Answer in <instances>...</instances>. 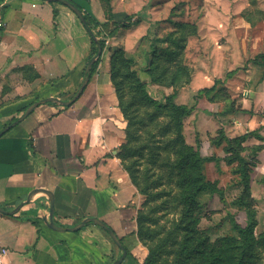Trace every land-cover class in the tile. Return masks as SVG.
<instances>
[{
    "label": "crops",
    "instance_id": "0c3cea01",
    "mask_svg": "<svg viewBox=\"0 0 264 264\" xmlns=\"http://www.w3.org/2000/svg\"><path fill=\"white\" fill-rule=\"evenodd\" d=\"M170 5L169 0L111 1L115 21L126 25L108 37L101 62L82 96L70 107L49 104L38 107L0 139L1 208L13 212L35 190H47L55 197L57 226L70 228L87 218H99L127 249L122 264L145 262L148 251L136 234V219L144 199L117 156L126 140L127 124L111 82V58L122 49L137 64H143L141 69L149 64L151 49L144 42L154 44V29L165 26L171 18ZM0 6L6 21L0 30L4 99L11 100L13 94L28 90L27 93L39 95V100L50 97L71 100L83 83L91 57V36L79 18L66 6L43 0H0ZM106 6L102 0H89L88 10L100 24L108 21ZM174 13V21L187 22L180 19L181 11ZM210 15L208 12L195 23L201 39L189 42L199 47V52L191 65L192 81L181 89L178 98L211 88L216 80L244 79L240 93L243 97L237 107L228 109L233 120L224 125L229 139L249 134L244 146L262 148L255 151L259 161L255 162L250 183L259 221L264 218V69L251 63L247 71L239 70L252 52L247 46L242 48L247 38L242 40L238 32H248L251 24L243 18L235 23L230 17L224 22ZM127 16H132L131 21H127ZM219 29L226 31L227 42L223 45L214 39L213 34ZM263 37L249 38L253 49L264 45ZM219 54H222L220 63ZM141 69L138 70L141 80L148 88L159 90L157 95L173 93V89L151 84L145 78L148 76L145 68L143 73ZM35 75L39 78L35 79ZM34 102L36 98L25 105L20 102L0 109V132ZM194 113L189 118L196 117ZM201 113L205 114L202 110ZM211 114L215 118L220 116L215 109ZM197 125L200 127V122ZM198 132L202 156H207L204 151L209 147L210 155L219 160L206 164L212 175L208 179L218 181L225 194L220 178L237 164L225 162L224 141L212 144L201 129ZM232 188L242 190L237 184ZM49 212L50 200L40 193L17 214L0 213V246L7 250L5 264H113L122 256L111 237L96 225L90 224L78 232L49 228Z\"/></svg>",
    "mask_w": 264,
    "mask_h": 264
},
{
    "label": "trees",
    "instance_id": "16d2710c",
    "mask_svg": "<svg viewBox=\"0 0 264 264\" xmlns=\"http://www.w3.org/2000/svg\"><path fill=\"white\" fill-rule=\"evenodd\" d=\"M83 1L81 3L79 0H72L84 13L88 28L95 37H91V60L97 54L98 43H101L104 49L108 37L125 27L126 24H119L115 21L111 7L112 0H102L108 4L105 11L108 21L103 25L92 18L88 10L89 0ZM174 15L167 22L173 25V29L181 37L177 40H173L175 38L172 35L165 38L164 41L173 46L171 50H159L157 47L153 49L150 68L146 70V73L152 84L179 89L189 85L192 81L193 70L187 68L183 55L189 32H196L197 29L189 22L174 21ZM127 19V21H131L132 16H127ZM106 29H109L108 33ZM89 35L91 36V34ZM100 62L101 59L93 66L92 75ZM135 64L133 58L129 57L124 50L119 49L111 58L110 75L119 101V108L127 123L126 140L119 147L117 156L140 195L146 196L136 219L137 237L149 250L143 264H167L164 255L172 254L175 250L176 260L173 264H257L259 257H256L255 254L248 255L250 251L264 245V236L257 238L255 234L258 225L256 211L250 217L246 228L240 226L234 218L231 220L243 241L242 243L235 237H224L214 242L198 230L197 218L199 217L194 218L193 213L194 208L201 207L200 195L209 193L219 195L224 199V193L219 188L218 181L212 182L206 175V164L213 161L218 163L219 160L216 157L204 158L199 147L193 149L187 145L183 134L184 121L192 114V110L186 105L176 104L177 94L175 92L167 96L165 103H158L154 100L147 90V84L141 80L138 71L134 68ZM253 64L264 69V52L255 57ZM34 78L38 79L39 75H35ZM220 84H223V81L216 80L211 88L202 89L199 93L214 95ZM38 100L39 98H36V101ZM49 105L58 106L56 103H49ZM29 106L21 111V116ZM20 117L13 118L10 124ZM248 137L249 134H246L224 141L228 143L227 148L224 147V151L231 157L224 160L228 165L237 164V168L233 172L241 177V181L237 184L242 189L241 197L236 202L240 203L242 200L244 202V199L248 198L253 203L252 205H255V201L251 197L249 176V168L254 166V160L251 155L244 156L242 153L244 149L240 146L247 141ZM254 150L257 152L261 150V147ZM172 153L176 158H181L185 166L184 170L181 169L177 175H175L174 164L171 160ZM146 155L149 156L150 165L153 168L159 167L164 178H167L165 174L167 172L170 180L177 179L179 183L177 187L184 193L181 203L183 214L181 218L171 222L169 231L168 228L160 224L159 218H154V214L158 212L157 209H152L147 214L144 211L151 207V202L171 196L164 190L153 194L161 186L163 178H158L149 169L141 170L139 168V159ZM162 156H166L164 165L159 164L160 161H163ZM153 180L155 185L152 184ZM243 202H241L242 205L236 204L247 209V205H244ZM167 204L168 202H164V210L168 212L173 210L170 205L167 207ZM104 231L109 235L108 231ZM168 249H171L170 252ZM239 251L242 256L240 260H236Z\"/></svg>",
    "mask_w": 264,
    "mask_h": 264
},
{
    "label": "rangeland",
    "instance_id": "374dc122",
    "mask_svg": "<svg viewBox=\"0 0 264 264\" xmlns=\"http://www.w3.org/2000/svg\"><path fill=\"white\" fill-rule=\"evenodd\" d=\"M169 1L171 2L170 9H172L171 11L173 12L171 16L175 14L174 13L175 11H181L180 19L183 21L190 22L197 29L196 32L195 31L189 32L187 46L184 51L183 60L188 66L187 68L193 70L191 65H194L196 53L199 52V47H196L194 43L189 42L190 40L196 41V39H198L199 42L201 39V37H199L200 36L199 27L195 23H197L198 20L200 21L201 19L203 20V18L205 17L206 14H208V12H211L210 15L211 18L218 19L219 21L227 22L228 17H230V21L232 20L233 22L237 23L239 20L238 18H243L246 19L251 24L252 29L249 30L248 32H245L243 30H240L238 32V37L241 36V39L247 38L246 41L242 43V48L243 45L247 46L248 48H251V52H252L250 58L245 56L246 59L248 58L249 60L248 59H247L248 61L245 60L244 67L239 70L247 71L250 68V64L253 63L255 57L260 54V53L258 54V52L261 51L264 52V45H259L258 47L253 49L252 46L253 41H250L249 39L250 37L254 38L257 36L258 37L264 36V12L261 11L264 10V0H250L249 2L248 0H169ZM55 4L59 6H63L60 3H55ZM101 24L103 25L104 23ZM106 32L108 33L109 29H106ZM154 35H155V41H153L154 44L151 45L149 43L144 42V44L147 45L149 49H151V52H149L150 55L149 64H146V66L143 67L142 69L140 68V66H143V64H137V63L135 64L134 68L137 71L138 70L140 71L141 69L142 70L141 73H143L144 68H145V72L150 68L151 53L154 48L157 47L159 50H164V49L171 50L173 48L172 45L170 46L169 43L167 44V42L164 41L167 36L172 35L173 38H175L173 40H177L181 37L178 34V32L173 29V25H171L168 22H166L165 26L161 25L160 27H156V29H154ZM213 35H214V39L218 40L221 45L227 42L226 39L227 35L224 29H219V31ZM218 57H220V59ZM232 57H236V56H234L233 54ZM218 59L220 63L222 60V54L217 55V60ZM145 78L146 80H150L148 76ZM224 80L225 82H223V84H220L218 86L217 89L218 91L214 95H206L199 92H195L190 97L185 95L184 98L181 100L178 98V96L182 88L179 89L170 88L173 89V93L175 92L177 94L175 99L176 104L181 105L180 104L181 102H187L188 105L186 106L192 110V114L193 112L196 113V115L194 113L196 117L192 116V118H189L191 117L192 115L191 114L188 118L185 119L184 130H183L185 142L189 147L193 149H196L197 147H199L200 149L201 144L199 141L200 138V134L198 132L199 129L203 131L205 136L207 135V138L210 140V142H212V144L229 140V138L226 135V130H225L226 126L224 124L226 123L227 125H229L231 123V121L233 120L231 119L232 118L231 115L233 114L231 113L229 114L228 109L231 107L234 108L237 107L238 100L243 97L242 94L240 93L242 92L245 81L240 77H236V78L230 77L229 79H224ZM146 86L148 92L150 93L151 97L154 100H156L158 103H165V99L169 95H166V93L163 91H162L163 92L162 95H157L156 93H158L159 90L156 92L152 88H148V84ZM4 90H6V88L3 85V80H0V109L4 108L7 105L20 103V102H22V104L24 103L25 105L28 104L29 101H31L32 99L39 98V95H33L34 92L31 91L30 93H27L28 90H23L22 94L20 95L13 94L11 96L12 98L11 100H9L10 97H8V100H6L4 99L5 96L3 95ZM68 99L70 98H62L61 100L67 101ZM214 109L217 110L218 114L220 115L218 118L213 117L211 114V110ZM201 110L205 112L204 115L201 113ZM218 114L216 116H218ZM197 121L200 122V127L197 125ZM225 144L227 145L228 143L225 142ZM244 144L240 145L241 148L244 149L242 153L244 156L251 155L252 160H254V166H255V162H258L259 160L257 158L258 153H255L254 149L260 146L251 147L250 145L244 146ZM227 146L225 148H227ZM211 151L212 150H210L209 147H206L204 154H207V156L206 157L202 156V157L204 158L214 157L210 155L212 153ZM224 153L227 155L225 151ZM229 158L231 157L227 155L226 160H228ZM162 159L163 161H160L159 164H163V165L166 164V162H164L166 160V156H162ZM171 160L172 163L174 164L175 175H177L181 169L184 170L185 166L181 158H176L174 156V153H172ZM138 166L141 170L149 169L151 173L157 175L158 178L159 177L163 178L161 182V186L157 190H155L153 194H156L157 192H163V190L171 194L170 198H162L155 202H151L150 204L151 207L144 210L147 214L152 209H157L158 212L154 214V218H159L160 224L168 228L169 231L171 230V222L173 220L181 218V215L183 214V206L181 205V203L184 193L180 188L177 187L179 185L178 180L177 179L170 180L168 178L167 172H165L167 178H164V175L161 174L159 167L153 168L152 165H150L148 155H146L142 159H139ZM254 166L249 168L250 181L252 175L254 174V170H253ZM235 168L237 167H233L230 170L229 174L228 173L224 174L220 178L222 188L223 190H225V194H224L225 199H222L219 195H212L209 193H205V194H201L199 197V203L201 207L199 209L193 207L194 218L196 216L199 217L197 218L198 230H200V232L203 235L210 237V240L214 242L224 237H235L237 240H239L240 243H242L243 241L241 240L239 233L233 227L231 220L234 218L240 226L246 228L248 226L250 217H252L253 213L256 211V209L254 208L255 205H252L253 203H251L248 198H245L244 202L243 200L241 201L244 203V205H247L248 207L247 209H245L242 206H237L236 204L238 203L236 201L239 200V198L241 197V191L237 192L232 187L241 181V177L233 172ZM206 175L208 178L210 179L212 178V175L207 170H206ZM152 184L155 185L154 180L152 181ZM142 197L145 200L146 196L145 197L142 196ZM164 202H168L166 206L169 207L170 205V207L173 208V210H169V212L167 210H164L165 209ZM241 202L238 204H241ZM257 224L258 225L255 230V234L258 238L259 236H264V218H260V220L257 221ZM142 245L147 249L149 253L148 247L145 246L143 243ZM170 250L171 249H168V252H170ZM251 254H255L256 257H259V261L257 264H264V245L258 246L253 251H250L248 255ZM241 256L242 255L239 251L236 260H240ZM164 259L167 261L166 262L167 264H173V262H175L176 260V250L173 251L172 254L168 253L167 255H164Z\"/></svg>",
    "mask_w": 264,
    "mask_h": 264
},
{
    "label": "water",
    "instance_id": "95a60500",
    "mask_svg": "<svg viewBox=\"0 0 264 264\" xmlns=\"http://www.w3.org/2000/svg\"><path fill=\"white\" fill-rule=\"evenodd\" d=\"M43 1L60 3V4H63L64 6H66L67 8H69L79 18V20L85 26V28L87 29L89 34H91V37L95 38L93 36V33L88 28L87 21L84 17V13L71 0H43ZM102 54H103L102 44L98 43L97 54L94 58H92L89 61L88 65L86 67V70H85V77H84L83 83H82L81 87L79 88L77 94L71 100L64 101V100H61L58 98L50 97V98L41 99V100H38V101L32 103L18 120L9 124L7 127H5L0 132V139L5 134H7L10 130H12L13 128L17 127L19 124L24 122L40 106H43V105H46L49 103H56L57 105L63 106V107H70L71 105H73L82 96L84 90L86 89L87 85L89 84L91 77H92V68L101 59ZM40 193H44L50 200L49 220L47 221V225L49 226V228L56 230V231H60V232H66V231L78 232L90 224L96 225V226L108 231L109 236L111 237L112 241L122 251V256L117 261H115L113 264H122L124 262V260L126 259L127 255H128L127 249L125 248V246L123 245L121 240L118 238L117 234L104 221L100 220L99 218H87L84 221L80 222L79 224H77L73 227H70V228L57 226L54 222L55 197L51 192H49L47 190H44V189L35 190L33 192V194L31 196H29L28 200H26L25 202H22L13 212H8V211H6L0 207V213L13 216V215L17 214L21 210V208H23V206H25L26 204L31 203L33 200H35L37 198L38 194H40Z\"/></svg>",
    "mask_w": 264,
    "mask_h": 264
},
{
    "label": "built area",
    "instance_id": "2783aa9c",
    "mask_svg": "<svg viewBox=\"0 0 264 264\" xmlns=\"http://www.w3.org/2000/svg\"><path fill=\"white\" fill-rule=\"evenodd\" d=\"M6 26L5 16L2 11V6H0V30ZM7 254L6 248L0 246V264H5L4 259Z\"/></svg>",
    "mask_w": 264,
    "mask_h": 264
}]
</instances>
